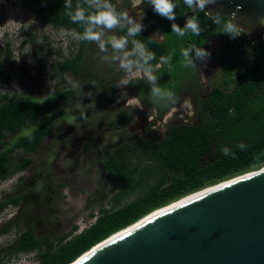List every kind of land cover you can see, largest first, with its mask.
Instances as JSON below:
<instances>
[{"label": "trees", "instance_id": "obj_1", "mask_svg": "<svg viewBox=\"0 0 264 264\" xmlns=\"http://www.w3.org/2000/svg\"><path fill=\"white\" fill-rule=\"evenodd\" d=\"M16 1L41 23L70 29L77 38L90 25L87 21L73 23L70 16L78 7L84 10L86 16L94 11L86 0H68L70 7H65V0ZM176 2L173 1L177 5L176 18L170 20L163 16L162 24L167 43L179 45L190 39L189 35L177 36L172 32V25L175 23L183 29L182 24L187 23L192 16L185 17L182 23L180 14L191 9L179 7L180 4ZM117 11L121 10L117 8ZM193 16L197 19L200 33L210 31L223 39L220 60L229 61L228 66L223 67V72L226 77H232V89L224 92L212 87L206 99L201 102L202 106H198L200 122L195 125H169L158 137L151 132H147L145 138L128 135L116 150L107 149L103 170L108 191L100 199L109 195V207H100L96 214H89L93 222H89L80 231L73 226L68 232L54 237L36 234L26 224L28 215L19 210L22 201L20 193L0 200V213L7 206L18 208L11 218L0 224V236L12 230L16 234L0 255V264H6L13 256L30 252L35 257L30 264H70L95 244L151 211L203 187L264 166V40L253 43L242 33L232 39L222 32L224 22L228 19L222 18L217 25L205 12H195ZM92 27L94 29L97 26ZM127 29L123 27L119 31L120 35H126ZM129 38L133 41H148L141 34ZM28 40L33 42V34L29 35ZM85 43L78 40L75 54L54 62L50 66L49 77L63 79L66 73L79 74ZM7 48L6 45L5 56L9 58ZM158 48V44L151 46L161 56ZM38 64L40 69L33 81L40 99L16 94L0 95V180L27 168L30 162L28 159L13 164L10 154L18 149L25 153H36L60 114L49 113L70 97L69 90L42 94L38 81L45 74V67L40 61ZM23 68L27 70L26 65ZM18 75L16 68L7 67L5 62L0 61L1 83L8 84ZM223 82L228 84L226 80ZM165 87L170 89L173 85L167 81ZM154 107L160 115L172 106ZM75 113L81 117V111L76 110ZM36 119H40V122L28 134L18 135L12 144L6 141L7 136H16L27 122ZM130 120L128 110L117 109L106 127L124 129ZM241 143L246 146L243 150L239 147ZM225 147L231 151L228 156L223 155ZM149 178H152L150 186L143 193L129 199ZM22 180L23 177L18 179L19 182Z\"/></svg>", "mask_w": 264, "mask_h": 264}, {"label": "rangeland", "instance_id": "obj_2", "mask_svg": "<svg viewBox=\"0 0 264 264\" xmlns=\"http://www.w3.org/2000/svg\"><path fill=\"white\" fill-rule=\"evenodd\" d=\"M4 9L6 10L0 11V19L4 17L0 21V61L5 62L7 67L16 68L19 75L8 84L0 82V95L16 94L40 99L33 81L39 72L40 61L44 64L45 74L38 83L42 90L48 89L47 92L42 91V94L69 90L70 97L49 113L60 114L36 153H25L18 149L10 154L13 164L23 159L30 162L23 171L0 180V200L20 193L22 201L19 210L28 215L26 224L36 234H49L54 237L68 232L73 226L80 231L93 221L92 218L89 219V214H96L100 207H109V195L100 199L108 191L103 170L105 151L116 150L128 135L141 134L137 127L139 123L146 122L147 130L155 133H159L171 122L193 123L195 118H199L198 106H173L164 113L161 120L151 116V122L146 110L137 108L131 112L127 106H101L96 83L101 75H105L109 81L113 80L114 73V78L119 77L117 72H120V60H113L112 57L123 58V50L112 55L109 54L110 51L117 50L107 48L103 53L96 42H86L82 50L79 74L66 73L63 79L49 77L50 66L54 62L70 58L77 52V37L70 29L41 23L19 4L16 8ZM124 22L121 20V25ZM19 26L20 29L16 31ZM4 30L8 32L7 38L2 37ZM93 31H102L103 41L120 36L117 29L108 31L95 27ZM27 34H33V42L28 40ZM218 43L214 44V49L218 48ZM6 45L10 52L9 58L5 56ZM23 65H26L27 70H24ZM108 68H113L114 72H108ZM207 73L211 84L218 86L222 78L220 67L207 69ZM117 109L129 111L132 116L131 130L107 129L106 126L114 118ZM76 110L85 113L87 119L77 116ZM39 122L40 119L27 122L16 136H7L6 141L12 144L18 135L28 134ZM20 177H23L21 182L18 181ZM151 183L152 178L145 180L129 199L143 193ZM17 209L7 206L0 213V224L11 218ZM15 235L12 230L0 236V255L8 248ZM34 258L31 252L18 254L11 257L6 264H29Z\"/></svg>", "mask_w": 264, "mask_h": 264}, {"label": "water", "instance_id": "obj_3", "mask_svg": "<svg viewBox=\"0 0 264 264\" xmlns=\"http://www.w3.org/2000/svg\"><path fill=\"white\" fill-rule=\"evenodd\" d=\"M206 11L236 12L242 34L264 40V0H216ZM146 215L70 264H264V166Z\"/></svg>", "mask_w": 264, "mask_h": 264}, {"label": "flooded vegetation", "instance_id": "obj_4", "mask_svg": "<svg viewBox=\"0 0 264 264\" xmlns=\"http://www.w3.org/2000/svg\"><path fill=\"white\" fill-rule=\"evenodd\" d=\"M173 1L174 2L177 1L176 3L180 4L179 7H188L186 4H184L183 0H173ZM112 3L116 8L120 9L121 11L127 10L129 12V16L133 21L139 22L144 26L141 31V35H143L145 38H148V41L141 43L145 46L146 54L154 53L156 59L150 60L148 62V65H143V63H141L142 65L140 69L141 75H143V67L156 65L158 62H161L160 59L161 57L165 58V62L163 63V67L160 68L159 70L153 68L154 75L157 77L154 83H149L145 78L139 80H132L128 85L115 87V84L118 81L117 78L119 77L121 78L122 76L125 75V72L123 70L117 72L119 73L118 75L119 77L117 78H114L115 77V73H114V75L112 76L113 80L111 81H109L105 75L99 76L96 86L98 89L97 96L101 106H125L126 100L128 98L135 96L140 98L141 103L144 106L143 110H146L147 114H149L153 118H156L157 120H161L162 116L166 111L159 115L154 106L172 105V99L168 98L166 95V93L169 90H171L175 94L177 101L175 105H172L173 107V106H186L184 105L185 100L190 101V106H202L201 102L206 99L212 87H217L224 92H229L232 89V83H231L232 77L230 78L226 77L225 73L223 72V67L228 66L227 64H229V61L223 60L221 62L220 60L221 59L220 51H221V45L223 43L222 42L223 39L217 37V35H215L210 31H203L202 33H199V36H193L191 35V33L187 34L189 35L190 39H186L183 43L179 45L176 43L168 44L165 39L166 36L165 32H163L165 29L164 25L162 24L163 16L154 10V6L151 5L148 2V0H142V3L138 6V9L144 10L145 15L143 19H141V17L136 14L137 10H133L131 8L129 0H112ZM191 11H183L180 14V19L181 16L185 14H189ZM185 17H189V16H183L182 20ZM121 20L125 22L122 24V27L117 29L118 33L123 27L131 26L126 18L122 17ZM184 23L182 24L183 26H185L186 24ZM101 30H106V29L101 28ZM128 40L129 42L126 45V48L123 50L124 53L131 52L135 47L134 41L131 38H128ZM104 42L107 48H112L110 43H107V41ZM215 43L219 44L217 49H214ZM154 44H158L160 46V48L158 49L162 53L161 56L157 55V52L151 49V46ZM196 48H203L208 50L209 52H211V57L207 60L197 59L195 55ZM182 49H190L188 59L193 61V63L196 66L195 68L183 66L185 62V58L182 55ZM117 53L118 50L117 52L110 51L109 54L113 55ZM128 60L133 62L134 66L132 71L135 72L137 70L135 62L139 61V56L138 55L129 56ZM214 67H220V71L222 75V78L220 79L218 86L211 84V81L209 80L207 73V69H213ZM167 68L170 69L172 68V69L170 71H167L166 70ZM107 70L108 72L110 71L111 73L114 72L113 68H108ZM162 70L163 72H161ZM225 80L228 83L227 85H225L223 82ZM167 81H169V83L173 85L172 88L169 89L165 87ZM144 86H147V88L143 89ZM153 87H158L161 89L160 96L152 95L151 90ZM124 93H127V96L124 99H119V97L122 96V94ZM130 110L131 112H134L136 109L130 108ZM199 122H200L199 118H195V121L193 123H187L186 121L184 122L181 121L177 123L171 122L170 124L165 125L159 133H155L153 131L147 130L148 129L147 123L143 122L137 124V127L139 128L141 134L133 135V136H139L141 138H145L146 133L151 132L158 137L162 134L163 130L169 125H176V124L195 125ZM145 125L146 127H143ZM131 127H132V116L130 122L125 128H129V130H131L132 129Z\"/></svg>", "mask_w": 264, "mask_h": 264}, {"label": "clouds", "instance_id": "obj_5", "mask_svg": "<svg viewBox=\"0 0 264 264\" xmlns=\"http://www.w3.org/2000/svg\"><path fill=\"white\" fill-rule=\"evenodd\" d=\"M5 1V3H3ZM6 2L8 5H6ZM130 6L133 10H137V15L143 19L145 13L143 9H138V6L142 3V0H129ZM148 2L154 6V10L162 16L167 17L170 20H174L175 16V9L177 7L176 4L173 3V0H148ZM184 4L188 6L192 12H205V15H208L210 19H212L213 23L219 25L221 22L222 14L221 13H209L206 11L208 5L215 4L216 0H183ZM86 3L89 4L90 7L94 8V11L89 15H85V12L81 8H77L75 13L70 16V20L75 23L77 21H87L89 27H85L83 33L78 34L79 41H86V42H96L99 50L104 52L107 50L105 46V42L102 40L103 32L100 31H93L92 26H100L102 29H107L108 31H112L122 27L121 25V17L126 18L131 25L127 29V33L124 36H113L111 40L107 41V43L111 44L113 50H124L126 45L128 44L129 37H136L137 35L141 34L143 29V25L139 22H135L129 16L128 11H117V8L113 5L112 0H86ZM19 3L16 0H0V11L6 10L4 8H16ZM65 7H70L68 0H65ZM237 11H239V5L237 6ZM236 12L231 13L229 17V21L224 22L222 32L227 34L230 38L235 39L242 35L245 30L237 25L235 21ZM4 19L1 18L0 21ZM258 23L261 26H264V16L258 18ZM20 29V26L16 31ZM172 32L177 36L183 37L189 33L193 36H199L200 28L197 23V19L195 16H192L187 20L183 29H180L177 24L172 25ZM8 32L4 30L2 37L7 38ZM31 34H27V38ZM155 35V34H154ZM24 43V42H22ZM135 47L131 52H125L123 58L119 57H112L113 60L119 59V70H123L125 75L122 76L115 84V87H120L122 85H128L132 80H139V79H147L149 83H154L157 77L154 75L153 68L159 70L163 67V63L165 62V58L161 57V62H158L154 66H147L143 67V75H141V63L143 65H148L150 60L156 59L154 53H147L145 50V46L140 41H134ZM189 50L190 49H182V55L185 58V62L183 64L184 67H191L195 68V64L192 60L188 59L189 57ZM138 55L139 61L136 63V71L133 72V62L128 60L129 56ZM195 55L197 59L200 60H207L211 57V52L203 48H196ZM152 95L153 96H160L161 89L158 87L152 88ZM167 97L172 99V105L176 104V97L175 94L169 90L166 93ZM127 96V93L122 94L119 99H124ZM171 105V106H172ZM184 105L190 107V101L185 100ZM125 106L130 107L132 109H141L143 110V104L139 97H131L126 100ZM170 107V106H169ZM155 111V110H153ZM191 114V113H190ZM82 119H87V115L85 113H81L80 115ZM148 120L151 122L152 117L148 115ZM158 126V125H157ZM240 149H244L246 146L244 144L239 145ZM223 155L228 156L231 154L230 149L225 147L223 150Z\"/></svg>", "mask_w": 264, "mask_h": 264}, {"label": "bare ground", "instance_id": "obj_6", "mask_svg": "<svg viewBox=\"0 0 264 264\" xmlns=\"http://www.w3.org/2000/svg\"><path fill=\"white\" fill-rule=\"evenodd\" d=\"M250 172H252V171L246 172V173L241 174V175L244 176V175L249 174ZM241 175H238V176H235V177H232V178H228V179L223 180V181H220V182H218V183H215V184H212V185H209V186L203 187L202 189H199V190H197V191H195V192H192V193H190V194H187V195H185V196H183V197H181V198H179V199H177V200H175V201L170 202L169 204H167V205H165V206H163V207L158 208L157 210H154V211L150 212V214H147L145 217H147V216H149V215H151V214H153V213H155V212L161 210L162 208H164V207H166V206H168V205H170V204H172V203H174V202H176V201H179V200H181V199H183V198H186V197H188V196H190V195H193V194H195V193H197V192H200V191H202V190H204V189H207V188H210V187H212V186H215V185L221 184V183H223V182H226V181L232 180V179H234V178L240 177ZM145 217H144V218H145ZM141 219H143V218H140V220H141ZM140 220H137V222L140 221ZM135 223H136V222H135ZM135 223H134V224H135ZM131 225H133V224H131ZM131 225H130V226H131ZM130 226H127L126 228H123L122 230L116 232L115 234H112V236H110L108 239H106V240L103 241L102 243L98 244L97 246H95V247L92 248L91 250L95 249V248L98 247L99 245L103 244L104 242H106L107 240L111 239L112 237H114L115 235L119 234L120 232H122L123 230L127 229V228L130 227ZM91 250H90V251H91ZM90 251H89V252H90ZM87 253H88V252H87ZM87 253H86V254H87ZM84 255H85V254H84ZM84 255H83V256H84Z\"/></svg>", "mask_w": 264, "mask_h": 264}, {"label": "built area", "instance_id": "obj_7", "mask_svg": "<svg viewBox=\"0 0 264 264\" xmlns=\"http://www.w3.org/2000/svg\"><path fill=\"white\" fill-rule=\"evenodd\" d=\"M41 90H42V89H41ZM45 90H46V89H45ZM45 90L43 89L42 91H44V92H47V91H48V90H47V91H45ZM92 222H93V221H92ZM90 223H91V222H90ZM81 230H82V229H81ZM29 264H30V263H29Z\"/></svg>", "mask_w": 264, "mask_h": 264}]
</instances>
